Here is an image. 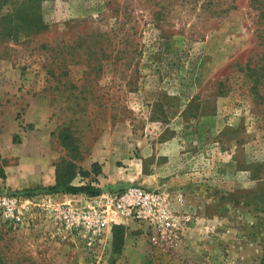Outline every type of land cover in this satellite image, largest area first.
Segmentation results:
<instances>
[{"label":"rangeland","instance_id":"obj_1","mask_svg":"<svg viewBox=\"0 0 264 264\" xmlns=\"http://www.w3.org/2000/svg\"><path fill=\"white\" fill-rule=\"evenodd\" d=\"M256 5L0 0V180L20 165L25 183L49 169L88 188L0 186L26 205L0 214V264H264V84L256 96L245 72L264 67ZM136 186L162 195L165 219L102 207ZM89 207L107 210L97 234L57 215Z\"/></svg>","mask_w":264,"mask_h":264},{"label":"built area","instance_id":"obj_2","mask_svg":"<svg viewBox=\"0 0 264 264\" xmlns=\"http://www.w3.org/2000/svg\"><path fill=\"white\" fill-rule=\"evenodd\" d=\"M162 195L156 191L140 186L128 187L122 192L106 197V205L115 212L136 223H149L167 217V210L163 205ZM96 207H89L80 212L70 209L59 210L58 218L65 223L67 229L81 227L87 233L97 234L106 225V213ZM26 213V205H22L21 198L14 195L3 194L0 196V214L8 221L19 219Z\"/></svg>","mask_w":264,"mask_h":264},{"label":"trees","instance_id":"obj_3","mask_svg":"<svg viewBox=\"0 0 264 264\" xmlns=\"http://www.w3.org/2000/svg\"><path fill=\"white\" fill-rule=\"evenodd\" d=\"M254 1L257 3V5H256L257 7H254V8H256V10L259 11V17L264 19V0H254ZM260 46H262L264 48V37H260ZM262 60L264 61V59H262ZM260 69L264 73V67L263 66H261L260 68L255 66V65L251 68L249 64L245 66V72L248 75V77L251 79L252 84H253L251 87V90H253V92L256 96H258V94H259L258 87L262 86V84H264L263 73H261V74L258 73V71ZM67 135H65L64 138L62 139L63 145L66 148H72V141H71L70 137ZM55 182L56 183H55L54 188L63 187L67 193L77 194V193H82V192L88 191V188H86V187H72L69 185L68 182H62L61 184L59 182L57 183V177H56ZM54 188H52V189H54Z\"/></svg>","mask_w":264,"mask_h":264},{"label":"crops","instance_id":"obj_4","mask_svg":"<svg viewBox=\"0 0 264 264\" xmlns=\"http://www.w3.org/2000/svg\"><path fill=\"white\" fill-rule=\"evenodd\" d=\"M16 156H20L19 159H21V157L23 156L22 154L21 155H16ZM11 175H13V171H9ZM16 172V175L15 177L14 176H10L8 175L7 171H4V175H6V179L5 180H0V186H7V187H11V188H19L20 186L23 187V186H27V185H30V184H41L43 186H51L53 184H55V181H56V178H55V174H54V171L53 170H49L47 169L45 171V176H42L40 175V171H36L34 170L33 173L34 177L32 179V181L29 183V181H27V183H25V180H24V172H23V169L22 167L19 165L17 166L16 170L14 171ZM37 176L39 177L37 179Z\"/></svg>","mask_w":264,"mask_h":264}]
</instances>
